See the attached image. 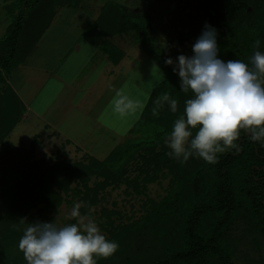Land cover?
<instances>
[{
	"label": "trees",
	"instance_id": "trees-1",
	"mask_svg": "<svg viewBox=\"0 0 264 264\" xmlns=\"http://www.w3.org/2000/svg\"><path fill=\"white\" fill-rule=\"evenodd\" d=\"M62 1L74 7L82 2L47 0L48 9L39 10L47 11L50 18L54 7ZM212 1L220 12L225 13L220 28L214 26L220 59L225 62L238 59L248 63L256 50L253 45L257 39L261 41L258 50L264 51V14L247 12L249 8L255 12L263 10L264 0ZM18 2L20 0L14 2L17 10ZM41 2L35 0L30 7L37 11ZM105 8L108 13L110 9ZM115 14L108 15L106 19L113 18L115 23L119 22L121 13L118 17ZM235 14L240 15L244 24L242 21L231 22ZM133 19L129 20L130 27L120 31L102 29L101 35L110 37L119 32H138L141 48L164 73V83L151 94L140 121L130 131L129 135L142 134L141 138L116 146L102 163L94 161L79 168L60 163L47 167L43 161L29 163L27 159L20 158L31 157L32 151L27 156L14 155L12 147L5 143L23 113L15 95L1 89L6 76L19 63L20 51L23 52L19 48V39L24 18L22 9L18 11L8 38L0 48V92H8L3 97L0 93V165L7 163L10 166L9 170H4L5 176L17 174L14 179L11 176L7 185L1 186L0 207L4 214L0 213V264H27L18 242L25 223L31 219L28 212L32 207L42 206L40 215L42 212H56L62 203L72 208L75 203H80L82 216L90 218L91 209L101 200L100 193L107 186L120 185L126 179L128 166L138 161L142 163L139 173L146 176L145 181L157 182L160 179L169 182L166 195L157 203L147 200L137 220L129 219V223L116 227L111 218L119 216V213L101 210V216L106 220L101 230L107 234L108 240L117 242L119 248L108 258L95 257L97 264H232L234 251L247 235H258L264 240V140L254 141L242 130L235 142L238 150L233 148L217 154L218 162L215 164L206 163L197 156L190 157L185 163L170 158L166 154L170 149L165 138L174 121L183 113L185 101L192 98V93L180 90L178 74L165 64L166 57L149 43L148 35L153 27L150 16L146 15L141 24L140 16ZM101 48L112 57L113 63H117L115 53L122 56L120 51L109 45ZM165 94L178 101L176 113L171 112L167 103L163 107L157 106V100ZM154 108L157 115H153ZM139 151L144 153L143 157ZM4 157L19 158L13 164ZM149 171L153 173L152 177H149ZM91 177L101 178V184L90 187ZM126 185L130 186V183ZM133 185L137 191L136 182ZM11 192L19 193L10 195ZM121 218L124 217L121 215ZM238 224L243 225L245 231L234 238L232 229Z\"/></svg>",
	"mask_w": 264,
	"mask_h": 264
},
{
	"label": "rangeland",
	"instance_id": "rangeland-1",
	"mask_svg": "<svg viewBox=\"0 0 264 264\" xmlns=\"http://www.w3.org/2000/svg\"><path fill=\"white\" fill-rule=\"evenodd\" d=\"M33 1L35 0H20V2L17 3L19 8L18 11L22 9L24 13L31 14L33 12V8L30 7V3ZM177 2H179V0H82L79 4L80 10L78 9L77 15L81 16L82 14H85L87 10L99 12L100 8L104 9L105 7V10L110 9L109 11H111V13H121V19L119 18V22L115 23L116 20L113 18H111L112 20L106 19L107 28L111 31H120L124 30V28L130 27L131 21L129 22V20H134L133 18L138 16H140L139 20L141 24L144 22L143 19H145L146 15H149L153 22V27L148 35V41L151 45H153L155 51H158L164 58L166 57L165 59L171 58L173 60L174 63L170 66L174 68L175 64L178 62L176 58L179 55L183 54L189 57L194 55L192 46L204 31L205 26H200L201 17L196 14L195 16L197 17V22L193 24L189 23L185 33L181 36L174 37L173 29L170 30L169 28L168 30L167 24L169 21L168 13L171 10V7L175 6ZM55 7L53 10H55ZM39 9H48L47 0H42V2L37 6V11H39ZM247 12L252 15H254V13L263 15L264 9L260 10V12H255L252 8H249ZM128 17H130V19ZM233 17L234 18L231 19V22L242 21L244 24V20H240L239 14L233 15ZM224 18L225 13L220 16L219 20L222 21ZM138 35L139 34L136 31H129L125 35H119L117 37L107 39V42L121 44L122 46L118 48H122L127 56L123 62L121 70L120 65L117 69H115L118 70L117 74L119 75V79H117V81H112V84L115 85L116 82H120L121 79H123L122 88H119L118 91L115 92L110 87L108 90L109 92L107 93L110 95L109 97L98 96V94H102L105 91L103 90L106 87L105 84H108V86L110 85L109 83L111 78L108 80L107 77H104L106 79L103 81V78H100L99 74H96L95 78L91 81L87 80L88 77L86 81H84L82 78L89 75L88 73L90 72V68H88V70L82 71L81 76L79 74L77 78L78 81L80 80L81 83H83L78 85L82 91H74V96H77L75 98V103L79 104L81 99L84 103H86L84 107H87L89 111L91 110L92 114L94 115L95 113L96 116L101 115V113H99L101 110L108 111L109 106L110 108L112 107V105L109 104L112 99L114 108L111 110V117H113L110 119L112 124H110L111 130H109V132L111 133L113 131L117 135L115 138H111L107 134L106 138L100 142L102 144L96 146L95 150H93V148H90L89 150L84 148L76 149L74 146L72 148V146L63 144L64 142L62 140L45 136V132L49 130L44 131V129H42L44 127L43 118L42 116L41 118L40 116L38 117L36 114L32 123L27 122L26 125L22 122V124L19 126L17 125L16 128L6 137L5 143L12 147L13 154L16 155L19 153L18 155L27 156L28 154H31L32 151L31 157L20 158L27 159L29 163L43 161L47 167H53V165L60 163L64 164L66 167L79 168L80 166L86 167L90 162L92 163L94 161L102 163L108 158L115 146L128 143V141H138L142 134L138 136H131L129 135L130 131L140 121L151 94L165 81V76L164 79L161 80H157L152 76L151 69L155 62L141 48ZM173 41H175L176 48L173 45ZM64 48H66V46H64ZM33 77L38 79L36 75ZM68 82V84L72 87L74 86V84L70 83V81ZM55 90L56 86L51 81L46 87L42 84L40 92L37 91L40 97L38 100V106H40L43 113V107L45 106L41 105V101L42 104L46 102L44 100L46 95L50 100L54 96ZM113 92L115 93L113 94ZM2 93L1 95L3 97V95L8 92L2 91ZM118 101H122L119 105V108L122 110H118ZM114 142H116L117 145H113ZM139 155L143 157L144 153L139 151ZM17 158L19 157H4L6 161H12L13 164L16 160H18ZM141 164L142 163L140 161L137 163L132 162L127 168L126 179L123 180L120 185L116 187L111 185L107 186L104 192L100 193V202L90 211L92 216L90 219L97 223L100 230L102 227H105L106 222L105 218L101 216V210L115 211L119 213V216L122 215L124 217L119 219L118 215H114L111 218V221L114 222L113 226L116 227L118 224L129 223V219L137 220L142 215L143 209L141 207L147 202V200L157 203L166 195L169 182L166 180L162 181L160 179L157 182L145 181L146 176L139 173V169L142 166ZM6 169H10L9 164L6 163L0 165V195L2 194L1 186L4 184L7 185L8 182L11 181V176H13V179L17 176L16 173L14 175L5 176L4 170ZM152 174L153 173H150L149 171V177H152ZM101 182V178L91 177L89 186L92 187L94 184H101ZM134 182L138 185L137 191L133 185ZM127 183H130V186H127ZM73 186L74 185L72 184V187ZM136 192H138V194ZM17 193L19 192H15L13 194ZM9 194H5L4 196ZM13 194L11 192L10 195ZM6 207L4 208L6 209ZM41 209L42 206H37L32 207L29 210L28 215L31 216V219L28 223H25L24 229L30 223H35L37 221H54L58 226L77 223V219L70 216L72 206H69L66 203H62L56 212H42L38 215L41 212L39 211ZM0 213L4 214L1 207ZM244 231L245 227L238 224L234 229H232V236L234 238L240 237ZM101 232L106 238H108L107 234L103 230H101ZM231 263L264 264V240L258 235H247L245 239H242L238 249L234 251Z\"/></svg>",
	"mask_w": 264,
	"mask_h": 264
},
{
	"label": "clouds",
	"instance_id": "clouds-1",
	"mask_svg": "<svg viewBox=\"0 0 264 264\" xmlns=\"http://www.w3.org/2000/svg\"><path fill=\"white\" fill-rule=\"evenodd\" d=\"M261 41L254 42L249 62L218 57L217 31L205 24L204 31L192 46L194 55H179L173 71L180 78V90L191 92L183 113L174 121L165 144L166 154L181 163L192 156L206 163L218 162L219 153L237 148L241 131L254 141L264 140V51ZM173 60H165L173 65ZM152 76L164 79L159 65L153 64ZM122 101L117 102L118 110ZM167 103L172 113L178 101L165 94L157 106ZM156 108L153 115H157ZM238 150V148H237ZM76 203L70 216L77 223L58 226L53 222L30 223L18 242L27 264H97L95 257L108 258L119 248L102 234L97 223L82 216Z\"/></svg>",
	"mask_w": 264,
	"mask_h": 264
},
{
	"label": "crops",
	"instance_id": "crops-1",
	"mask_svg": "<svg viewBox=\"0 0 264 264\" xmlns=\"http://www.w3.org/2000/svg\"><path fill=\"white\" fill-rule=\"evenodd\" d=\"M14 2L15 0H0V48L8 38L18 15V10L14 9ZM78 9L79 6L74 7L62 1L55 10H52L50 18L47 16V11L44 13L33 10L31 14L23 12L24 20L19 39V48L23 52L20 51L19 63L6 76L5 84L1 89L13 93L22 105L23 113L17 123L18 126L22 122L32 123L37 114L38 117L43 118L42 129L49 130L45 132V136L62 140L63 144L72 148L74 146L76 149L93 148L95 150L96 146L102 144L100 142L106 138L107 134L111 138L117 136L113 131L109 132L110 124H112L110 119L113 117H111V110L114 105L111 99L109 104L112 107L109 106L108 111L101 110L99 112L101 115L96 116L84 107L86 103L81 99L79 104H76L77 96H74V91H82L78 85L83 84L77 78L88 68L90 72L82 78L84 81L87 77V80L91 81L96 74H99L103 81L106 79L104 77L108 80L111 78L109 83L111 86L105 84L106 87L103 89L105 91L98 94L102 97L110 96L107 94L110 87L115 92L122 88L123 79L115 85L112 81L119 79L118 70L115 69L120 65L121 70L127 56L122 48H118L122 46L121 44L107 42V39L125 35L128 32H119L110 37L102 36V29L109 31L106 18L114 13H106L100 8L99 12L87 10L85 14L79 16ZM119 15L121 19V14ZM115 16L118 17V14ZM34 40L35 42L32 43ZM107 44L122 53L119 57L115 53L114 60L117 63H113L112 57L102 50L101 47ZM34 75L36 77L39 75L38 79H35ZM51 81L56 86V90L50 100L46 95L44 99L46 102L42 104L41 101V105L45 106L43 113L38 106L40 97L37 91L40 92L42 84L46 87ZM68 81L74 86L68 84ZM113 145L117 143L114 142Z\"/></svg>",
	"mask_w": 264,
	"mask_h": 264
},
{
	"label": "flooded vegetation",
	"instance_id": "flooded-vegetation-1",
	"mask_svg": "<svg viewBox=\"0 0 264 264\" xmlns=\"http://www.w3.org/2000/svg\"><path fill=\"white\" fill-rule=\"evenodd\" d=\"M178 1V0H177ZM190 0H179L175 4V6L171 7V10L169 11V21L167 24V28L171 27V23L174 22L172 29L174 37L181 36L183 33L187 31L188 24L197 22L196 14L201 17L200 26L203 27L205 24H210L211 26H215L217 28H220L221 21L220 16L223 14V12H220L219 9L214 5V2H212V6L215 10H212L210 7L206 6L204 0H191L192 3L195 5H198L202 10L194 9L193 6H189L183 14H181L179 11H182L183 8L186 6V4ZM199 8V9H200ZM206 9V12H203V9ZM170 9V8H169ZM174 11H178L175 15H173ZM165 18V17H164ZM182 31V32H181Z\"/></svg>",
	"mask_w": 264,
	"mask_h": 264
},
{
	"label": "water",
	"instance_id": "water-1",
	"mask_svg": "<svg viewBox=\"0 0 264 264\" xmlns=\"http://www.w3.org/2000/svg\"><path fill=\"white\" fill-rule=\"evenodd\" d=\"M204 2H205V4H206V6H208V7H210L212 10H215L214 8H213V6H212V2H211V0H204ZM189 6H193V8L194 9H197V10H202L198 5H195L194 3H192V1L190 0L187 4H186V6L183 8V10L182 11H179L181 14H183L184 12H185V10L189 7ZM200 8V9H199ZM178 11H174L173 12V15H175L176 13H177ZM203 12L205 13L206 12V9L204 8L203 9ZM172 25H171V27H170V30L172 29V26H173V24H174V22H172L171 23ZM182 32V31H181ZM173 39H174V37H173ZM175 40V39H174ZM173 45H174V47L176 48V46H175V41H173Z\"/></svg>",
	"mask_w": 264,
	"mask_h": 264
}]
</instances>
